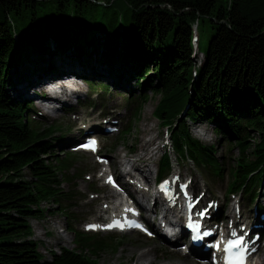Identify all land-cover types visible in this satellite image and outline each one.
<instances>
[{
    "label": "trees",
    "instance_id": "16d2710c",
    "mask_svg": "<svg viewBox=\"0 0 264 264\" xmlns=\"http://www.w3.org/2000/svg\"><path fill=\"white\" fill-rule=\"evenodd\" d=\"M202 26L209 32L206 48L199 46ZM93 65L122 86L134 84L135 120L149 94L159 96L153 117L169 132L173 153L220 177L214 147L192 137L185 119L212 126L239 150L227 195L256 199L264 178V0H0V264H97L88 249L119 248L114 239L69 224L76 251L44 260L29 239V221L44 212L41 202L74 217L67 210L78 193L61 185L75 178L69 175L75 158L50 155L59 128H43L33 119L34 102L13 94L36 73L45 80L74 76L89 91H106ZM170 165L164 152L158 179Z\"/></svg>",
    "mask_w": 264,
    "mask_h": 264
},
{
    "label": "rangeland",
    "instance_id": "374dc122",
    "mask_svg": "<svg viewBox=\"0 0 264 264\" xmlns=\"http://www.w3.org/2000/svg\"><path fill=\"white\" fill-rule=\"evenodd\" d=\"M98 10L101 11L100 6L98 7ZM193 34L194 37H197L198 32L194 31ZM208 37L209 32L207 27L202 26L201 30H199L200 48H206ZM196 57H198V55L194 54L192 57L193 60H195ZM196 60H198V58ZM49 61H53V59H50ZM198 63L199 62H197V65ZM92 67H94L95 72L101 73L99 76L97 75V83L107 85L108 88L106 91H104L101 86H96L89 91L86 90L84 83L79 82L80 88L83 89V92L80 94L78 93V97L70 96L69 100L64 101L61 100V94H65V90H67L68 94L70 89L67 87L64 88V90H60L66 83L65 81H62L57 85L56 88L58 89L55 90V92L58 93V101H60V103L57 104V107L51 112H46L45 110H42V106H38L39 115H35L33 118L36 122L43 123V128L44 126L52 125L58 127L60 130V133H56L54 136L55 138H52L51 140V142L54 143V152L50 155L55 154V157H62L64 156V153H71L74 155L73 158H75L72 165L73 167L69 172V175H73L75 178L71 183H63L61 185V188L64 191L73 190L78 193L75 200L70 203V209L67 210V213H71L74 217L70 220L66 219V226L70 224L74 230L87 233L83 231L85 225L93 223L98 225L103 224V219L105 218L103 210H107L105 201L107 198L111 197V193H109L107 187L103 186V177L99 180L100 177L98 176V173L100 172L99 169L101 165L98 162V158H107L114 162L115 171L120 173V169L123 168L119 165V162H124L126 159L135 161L138 156L143 154L151 156L152 158L149 160L148 164L151 171V183L148 185L151 186L153 191L156 186L154 181L156 182L155 177L158 173L159 158L163 151L168 147V156L171 162V170H169L168 174L170 172L176 173L177 171H180V176H182V178L187 179L188 181L191 179V189L194 190L195 197L202 198L198 211L203 210V207L210 203L215 205L218 203L219 207L215 214L219 213L221 217L220 225L224 224L225 227V225L229 224L230 220L238 219V225L240 227L243 225L252 227V232L255 231V234L250 236L251 240L252 238H255L256 234H259L256 242L258 251L256 249L252 262L254 264H264V235L259 232L260 230L264 232V222H260L262 217H264V178L259 189L256 191V199H253L251 202L247 200V197L240 193L227 195L228 184L231 181L230 169L235 165V160L239 158L238 148L234 147L233 144L226 142L225 139L220 138L214 132L213 127L209 124L192 122L185 119L187 130L192 137L200 141L194 136V130L196 129L206 131L211 137L209 143L200 142L206 146L214 147L213 157L218 161L222 168L220 177H212L209 169H199L192 161L188 159H180L172 150H170L169 140L167 138L169 134H166V128L161 126L153 117L155 107L160 101L159 96L150 93L148 101L141 107L139 119L135 120L139 100L135 102L132 98L131 91H129V87L131 90L132 88H135L134 84L131 83L128 86L124 84V86H122L119 84L118 79L106 70V68L98 65H93ZM37 75L38 74L36 73L31 77L32 84L30 86L29 84L27 85L26 82L19 85L16 94L13 95L19 96L17 93L18 89L20 90V88L23 87L22 91L24 94L21 95V98H33L35 92L39 90L36 83ZM45 82L52 85L51 88H54V82L51 79H47ZM92 93L96 94L93 95ZM129 98L132 99L130 102ZM88 106L92 108H88ZM33 107L37 110V107ZM61 108L63 110H69L71 108L74 110L75 114L66 115L64 112H61ZM105 117H108L109 120L112 119V123H114L116 129L115 132H112L109 135L102 132L103 123L98 124V121L102 122ZM95 119L97 121L90 123ZM86 123L89 125V127L86 128L88 130L98 125L96 130L100 132L99 157H94L92 154L75 152L73 149L68 148L69 142L77 137L76 135L78 134L79 127L84 126ZM146 126H149L152 129L148 135L144 132ZM130 130H132V134L122 137L123 132H128ZM61 133H65V135L61 137ZM124 138L128 140V143L124 142ZM149 139L154 140L144 146L146 151H142L144 141ZM127 145L132 146L133 150H129ZM156 146L158 149H156ZM49 159L53 160L54 158L50 157ZM123 159L125 160L123 161ZM80 174L83 176H79ZM60 179H63V177H60ZM149 192L150 194L152 193L151 191ZM53 204L50 203L44 205L43 216L47 217H44L45 220H30L32 224V226L30 224V227L31 229L33 228L31 238L38 242L43 252L47 251L49 247H52L55 249V252L58 253L59 249L63 248V245H59L57 241L55 242L54 237H56V235L62 237L63 232L62 226L60 228L55 222L56 217L60 216L57 212L58 210L56 211L55 209V204ZM150 204L151 201L149 200L147 206ZM110 212L112 213L113 211ZM147 217L150 222L153 221V217L150 213ZM225 220L229 221L224 223ZM61 221L64 222V219H61ZM211 224L212 223H206L208 228H213ZM89 234L98 235V239H114L112 245L117 244L119 246L118 249L114 248L115 250L108 248L96 253L92 252L91 249H88L86 252L87 257L96 259L97 264H147L144 258L139 259L138 257L142 253H149L154 260L153 264H212L209 263V261H200L192 256H184L181 251L173 249L159 236L155 239H149L139 233L117 234L89 232ZM112 236L114 238H111ZM68 239L71 241V244L67 243L68 249H76L75 246L72 245V237L70 238L69 236Z\"/></svg>",
    "mask_w": 264,
    "mask_h": 264
},
{
    "label": "bare ground",
    "instance_id": "6f19581e",
    "mask_svg": "<svg viewBox=\"0 0 264 264\" xmlns=\"http://www.w3.org/2000/svg\"><path fill=\"white\" fill-rule=\"evenodd\" d=\"M44 80H45V77H43V76L39 77L38 79H36V83H37L39 88H43V86L45 85V84H42L44 82ZM41 84H42V87H41ZM76 86H79V87H76ZM68 87H69L70 91H74V95H77L78 93L80 94V93L83 92V89L80 88L79 82L76 85L71 84ZM22 89H23V87L20 88V90L18 89L17 93H18L19 96L24 94ZM65 94L67 95V90H65ZM76 97H78V95ZM39 100H42V101L47 100V102H49V104H52L53 102H55L52 99H48V98L45 99V97H38L37 101H39ZM63 100L64 101L69 100V97H67L66 99H63ZM37 106L41 107L42 104L38 103ZM47 109L50 110L49 108H47ZM151 131H152V129L149 126H146L145 129H144V132L147 135ZM194 136L196 138H198L201 142L209 143L211 141V137L206 133V131H204L202 129L194 130ZM152 140H154V139H149V140H145L144 141V144L142 146V151H146V148H144V146L147 145L148 143H150V141H152ZM151 158H152L151 156H146V155L143 154L141 156H138V158L135 159V161L128 160L125 163V164H129L130 162L133 163L134 172L136 173L137 179H138L137 183L140 182L142 185H146V184H150L151 183V171H150V168H149V165H148L149 164V160ZM122 171L125 172L127 175L129 174L128 172L125 171V169H122ZM129 171H130V169H129ZM129 177H131L130 174H129ZM138 188H139V192H137L136 195L141 197V198L138 199L137 203L140 206H145L146 207V211L149 210L150 215L153 217V227H154V229L160 234V237H162L163 240H165V242L167 244H169L171 242L172 243H176V238H177L176 235H177V232H178V229H179V225L176 224V222L174 220L173 210L171 208L170 209L168 208V207H170V205L169 204L165 205L163 203V201L161 200V198L156 199L157 196H152V194H150V192L148 190H146V187L138 186ZM149 200L151 201V204L147 206V203H148ZM50 203L53 204V202H41L39 204L38 208L40 210L44 211V209H43L44 205L45 204L48 205ZM158 203H160V204H158ZM215 208H216V206L213 207V208L210 206L209 210L210 209L212 210V209H215ZM118 214H120V213H118ZM59 216L60 217H56L55 222L60 228L62 226V232L63 233H62V237L60 235H56V237H54V240H55V242L57 241V243L59 245H63V248L59 249L58 253L55 252V249L52 248V247H49L48 250H47V247H46L47 251L43 252V250L40 247V245L38 244V242L34 241L31 238L32 236L29 238L30 240H32V241H34V242H36L38 244V249L37 250H38L39 254L46 260H50L53 254H60L62 249L69 250V251L73 250V248L72 249H68V247H67V243L71 244V241H69L68 237L70 236V238H71L72 234L67 230V227H66V224H65V218L61 214H59ZM44 217L45 216H43V217H41L39 219L38 218L37 219H31V221L32 220L33 221L34 220L35 221L36 220L42 221V220H45V218H47V217H45V218ZM182 217H183L182 216V212H180L179 223H180V220L182 219ZM61 219H64V222H62ZM261 220H263V219H261ZM227 221L228 220H225L224 223H227ZM29 224H31V222ZM31 226H32V224H31ZM39 226H40V224H39ZM32 229H31V231H33ZM172 238H174V239H172ZM40 249H41V251H40ZM256 249H257V246L255 247V244H254V252H256ZM257 251H258V249H257ZM201 256L202 257H206V253H202ZM138 257H139V259L144 258V260L146 261L147 264H153L154 263V260H153L152 256L149 253H142ZM48 258H50V259H48Z\"/></svg>",
    "mask_w": 264,
    "mask_h": 264
},
{
    "label": "snow or ice",
    "instance_id": "6c2138e0",
    "mask_svg": "<svg viewBox=\"0 0 264 264\" xmlns=\"http://www.w3.org/2000/svg\"><path fill=\"white\" fill-rule=\"evenodd\" d=\"M109 182H111V180H109ZM243 243H244V241L242 239L241 240H237L234 243H230L228 245V249H226V251L232 250V249H239L241 247V245H243ZM229 264H244V254H243V252L239 253L238 256L235 258V260L229 261Z\"/></svg>",
    "mask_w": 264,
    "mask_h": 264
}]
</instances>
